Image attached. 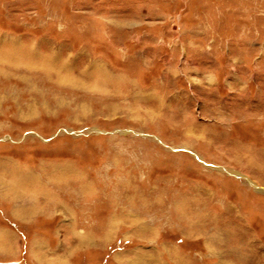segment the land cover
I'll return each mask as SVG.
<instances>
[{"label":"rangeland","instance_id":"374dc122","mask_svg":"<svg viewBox=\"0 0 264 264\" xmlns=\"http://www.w3.org/2000/svg\"><path fill=\"white\" fill-rule=\"evenodd\" d=\"M0 263L264 264V0H0Z\"/></svg>","mask_w":264,"mask_h":264},{"label":"crops","instance_id":"0c3cea01","mask_svg":"<svg viewBox=\"0 0 264 264\" xmlns=\"http://www.w3.org/2000/svg\"><path fill=\"white\" fill-rule=\"evenodd\" d=\"M24 215H23V219H25V218H27L31 213H28L27 214V211L26 210H24V213H23Z\"/></svg>","mask_w":264,"mask_h":264},{"label":"bare ground","instance_id":"6f19581e","mask_svg":"<svg viewBox=\"0 0 264 264\" xmlns=\"http://www.w3.org/2000/svg\"><path fill=\"white\" fill-rule=\"evenodd\" d=\"M0 264H2V263H0ZM4 264H14V263H4Z\"/></svg>","mask_w":264,"mask_h":264}]
</instances>
